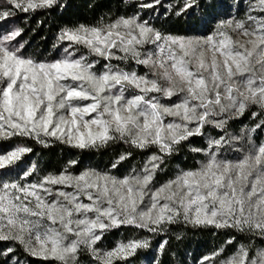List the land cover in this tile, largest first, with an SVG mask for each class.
Listing matches in <instances>:
<instances>
[{
  "label": "snow or ice",
  "instance_id": "6c2138e0",
  "mask_svg": "<svg viewBox=\"0 0 264 264\" xmlns=\"http://www.w3.org/2000/svg\"><path fill=\"white\" fill-rule=\"evenodd\" d=\"M74 7L0 0V264H264V0Z\"/></svg>",
  "mask_w": 264,
  "mask_h": 264
},
{
  "label": "trees",
  "instance_id": "16d2710c",
  "mask_svg": "<svg viewBox=\"0 0 264 264\" xmlns=\"http://www.w3.org/2000/svg\"><path fill=\"white\" fill-rule=\"evenodd\" d=\"M180 30H182V27ZM40 151L41 149L37 148V152ZM62 151L63 150L60 147L45 150L43 152V160L49 162L48 164L49 167H54L59 162V157ZM106 158H107L106 156H100V155H96L92 157L93 160H99L101 163H103L104 159ZM212 243L213 240L207 233H190L187 239H185L182 243L179 244L174 243L173 247L174 249L177 250L178 255H182L186 250L188 252H192L193 255H195L211 247ZM141 258L142 256L135 258L134 262L136 263L139 262Z\"/></svg>",
  "mask_w": 264,
  "mask_h": 264
},
{
  "label": "rangeland",
  "instance_id": "374dc122",
  "mask_svg": "<svg viewBox=\"0 0 264 264\" xmlns=\"http://www.w3.org/2000/svg\"><path fill=\"white\" fill-rule=\"evenodd\" d=\"M72 2L76 5H79V7H74V8H70L67 12L64 13L65 17H74V16H78V15H83V16H87L88 12L87 10L83 7L85 0H72ZM226 3H233L234 0H225ZM44 14L43 13H38L37 16L33 17L30 21L31 26H35L36 25V19L41 18ZM23 18L21 17L20 20L18 22H22ZM47 23V21H46ZM44 35H48L50 38V29L46 32V30L43 27L37 28V32L35 35L31 36V40L33 42V47H43L44 45L42 43H37V41H39V38L41 36ZM30 36V28L26 29L25 33H24V38L28 39ZM120 235H124L127 236L128 235V230H123L120 233H114L113 236H110L109 239H114L119 237ZM116 236V237H115ZM139 256H137L136 258H138ZM133 264H146L145 262V257L142 256V258L140 259L139 262H134Z\"/></svg>",
  "mask_w": 264,
  "mask_h": 264
}]
</instances>
